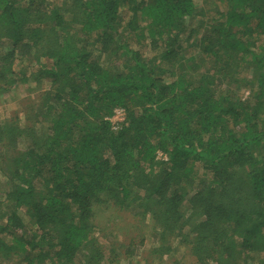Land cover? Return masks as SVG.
Returning <instances> with one entry per match:
<instances>
[{
  "label": "trees",
  "instance_id": "1",
  "mask_svg": "<svg viewBox=\"0 0 264 264\" xmlns=\"http://www.w3.org/2000/svg\"><path fill=\"white\" fill-rule=\"evenodd\" d=\"M217 1L0 0V93L49 83L0 122V264H121L99 245L110 204L198 264H264V0Z\"/></svg>",
  "mask_w": 264,
  "mask_h": 264
},
{
  "label": "rangeland",
  "instance_id": "2",
  "mask_svg": "<svg viewBox=\"0 0 264 264\" xmlns=\"http://www.w3.org/2000/svg\"><path fill=\"white\" fill-rule=\"evenodd\" d=\"M196 1L198 3V8L204 12H211L216 6L222 5V3L217 0ZM199 24L201 23L199 22ZM203 30L205 31V29ZM201 36V33L195 35L197 38H200ZM130 39L132 41V46L135 48L139 47V49L147 55V57L151 58L156 54V51H151L143 44V41H139L134 36ZM193 53V50L187 51L188 55H192ZM17 65L18 64L15 65L16 71L19 70ZM40 87L43 90L39 92H30V89L36 88V84L35 81H27L25 84L20 83L7 89L6 92L0 93V122H13L16 119V116H20V120L17 121V124L23 125L25 122V116H23L22 109L26 105L25 99L33 97L35 98L34 102L39 103V99L41 98L43 92L49 89V83L47 81H43L40 84ZM250 89L251 87L249 85L246 86V89L245 87H241L239 89L243 98L249 95ZM116 109H114L113 114ZM19 146H23L22 142H20ZM158 158L162 160L160 157ZM8 165L9 163L4 161V159L0 156V229L5 225L6 215L10 214V211L13 208L12 205L14 204L7 200L5 196L7 186L3 175L9 174ZM204 174L205 172L200 170L193 176L198 178L203 177ZM40 187L41 185L37 186L39 189ZM110 205L111 206L108 207L101 206L96 212V221L99 222L101 226L98 238L100 242L99 245L102 246L101 248H103V251L105 250V253H108L111 249L119 254L121 264H143V260L146 264H174L176 260H181L184 264H198L191 255H188V252L185 251L184 247H178V244L180 243H178L174 235L167 239V242L164 243V245L159 243V241L156 240V233L153 231V223L151 219L135 215V213H138L136 211L120 209L113 206V204ZM20 215L25 223L28 221V224L26 223L27 228L28 225L31 226L29 222V215L25 208L22 209ZM144 218L145 220H143ZM0 237H6L7 240L11 239L6 233H0ZM13 253L14 251H12L11 254ZM125 253L127 258H123L125 257ZM121 254H124V256ZM250 262L252 264V261ZM14 263V260L9 261V263L7 260L5 262V264ZM118 264L120 263L118 262Z\"/></svg>",
  "mask_w": 264,
  "mask_h": 264
},
{
  "label": "built area",
  "instance_id": "3",
  "mask_svg": "<svg viewBox=\"0 0 264 264\" xmlns=\"http://www.w3.org/2000/svg\"><path fill=\"white\" fill-rule=\"evenodd\" d=\"M126 115L127 114L123 108H117L115 113L112 116L107 117L106 119L112 123V129L113 130H118L121 128L122 125H124L126 123V120H127ZM158 157H160L164 160L167 159V156L164 155L163 153H160L158 155Z\"/></svg>",
  "mask_w": 264,
  "mask_h": 264
}]
</instances>
